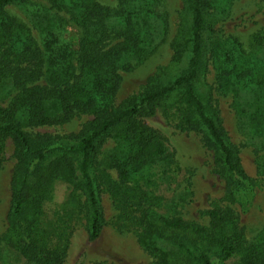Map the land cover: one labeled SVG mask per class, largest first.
<instances>
[{
	"label": "trees",
	"instance_id": "16d2710c",
	"mask_svg": "<svg viewBox=\"0 0 264 264\" xmlns=\"http://www.w3.org/2000/svg\"><path fill=\"white\" fill-rule=\"evenodd\" d=\"M136 1L114 8L100 0H0V102L9 99L0 105V172L8 139L15 156L0 264H65L79 221L86 219L91 241L106 226L103 192L118 225L138 231L151 264H264V241H249L231 207L207 210L208 223H200L161 212L162 197L140 183L146 167L174 163L166 138L147 123L161 112L201 135L229 202L254 187L205 76L213 57L218 88L232 94L236 114L252 131L264 133V58L245 53L239 42L236 54L225 48L213 12L221 0H182L184 16L171 42L174 73L159 71L117 105L121 72L156 47L148 19L160 0H144L143 9ZM9 6L22 7L27 20ZM253 40L262 46L264 32ZM81 115L90 118L78 132L29 130ZM108 140L114 145L105 153ZM59 182L67 185L65 199L49 210Z\"/></svg>",
	"mask_w": 264,
	"mask_h": 264
},
{
	"label": "rangeland",
	"instance_id": "374dc122",
	"mask_svg": "<svg viewBox=\"0 0 264 264\" xmlns=\"http://www.w3.org/2000/svg\"><path fill=\"white\" fill-rule=\"evenodd\" d=\"M47 2V0H38ZM114 8L120 0H100ZM141 2V4H138ZM135 5L146 8L147 1L137 0ZM149 16L151 31L155 39L154 52L142 64L131 71H122V85L116 104L123 103L128 97L140 93L147 79L159 71L163 76H170L176 67L171 63L173 49L172 39L175 37L182 21V0H160L152 7ZM10 12L26 21L22 7L9 6ZM215 29L224 40L225 48L237 53L239 42L246 53L264 58V44L254 45V35L264 32V0H234L226 4L216 2ZM231 52V53H232ZM223 60V58H222ZM223 64V61H222ZM217 70L214 58L208 59V71L205 82L213 87L214 100L220 113L223 125L231 139L238 146L243 167L254 179V187H250L238 196L236 202L225 198V182L218 175L212 152L204 145L201 135L192 130H184L178 126L176 118L165 117L161 112L147 118V123L159 131L167 140L168 152L174 155V163L158 160L144 170L140 183L155 195L162 197L160 210L163 213L179 212L185 218L208 223L206 211L215 206H229L239 217L250 242L264 241V174L259 169L264 167V133H255L240 118L232 105L233 96L218 88ZM8 98L0 105H6ZM90 116L81 115L70 122L58 126H41L29 129L32 132L66 135L78 132ZM108 140L104 152L113 147ZM104 157V156H102ZM15 164L14 146L7 140L4 151V163L0 172V237L4 238L8 229L7 214L10 208V181ZM264 168L262 169V171ZM116 176L115 171H111ZM67 185L57 183L53 199L48 203L52 210L65 199ZM102 202L107 220L100 236L91 241L86 229V219L76 225L71 235L70 248L65 264H151L152 256L138 242V231L135 227H120L116 210L111 197L103 192ZM264 243V242H263ZM13 256V255H12ZM11 256V257H12ZM24 264L23 262H12ZM231 263V261H230Z\"/></svg>",
	"mask_w": 264,
	"mask_h": 264
}]
</instances>
